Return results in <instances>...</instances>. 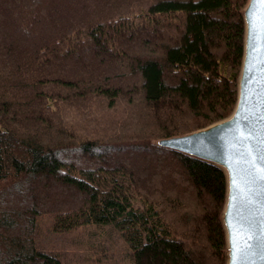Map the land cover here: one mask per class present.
Returning a JSON list of instances; mask_svg holds the SVG:
<instances>
[{"label":"trees","instance_id":"1","mask_svg":"<svg viewBox=\"0 0 264 264\" xmlns=\"http://www.w3.org/2000/svg\"><path fill=\"white\" fill-rule=\"evenodd\" d=\"M246 1L0 0V264H62L43 214L113 224L133 264H225L224 173L154 141L234 109ZM122 113L146 135L93 128Z\"/></svg>","mask_w":264,"mask_h":264},{"label":"water","instance_id":"2","mask_svg":"<svg viewBox=\"0 0 264 264\" xmlns=\"http://www.w3.org/2000/svg\"><path fill=\"white\" fill-rule=\"evenodd\" d=\"M262 8L252 0L242 8L243 55L230 115L154 142L210 162L224 173L225 264H264V27L258 19Z\"/></svg>","mask_w":264,"mask_h":264},{"label":"rangeland","instance_id":"3","mask_svg":"<svg viewBox=\"0 0 264 264\" xmlns=\"http://www.w3.org/2000/svg\"><path fill=\"white\" fill-rule=\"evenodd\" d=\"M123 12L121 16H125L126 19H120L117 21L118 24L131 17L128 9ZM139 19L140 17H136V25L140 22ZM108 119L101 124V127L95 124L93 128L100 132L103 129L109 132L116 129V133L121 132V136L125 135L130 138L146 135L139 132L143 126L141 123L135 120L127 122L126 115L123 113L119 119V124L123 126V130H118L119 127H112V115ZM185 122L194 123V119L187 118ZM91 137H95V135L92 134ZM37 228L38 236L35 243L37 249L57 254L62 264H133L129 243L113 224H89L59 232L53 229L52 218L43 214L37 219Z\"/></svg>","mask_w":264,"mask_h":264},{"label":"snow or ice","instance_id":"4","mask_svg":"<svg viewBox=\"0 0 264 264\" xmlns=\"http://www.w3.org/2000/svg\"><path fill=\"white\" fill-rule=\"evenodd\" d=\"M253 4L259 3L264 6V0H252ZM260 20L261 26L264 27V8H262V14L258 17Z\"/></svg>","mask_w":264,"mask_h":264}]
</instances>
